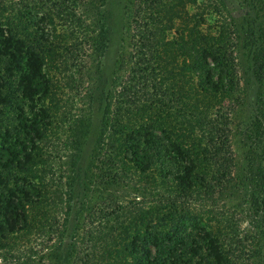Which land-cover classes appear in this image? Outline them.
Returning <instances> with one entry per match:
<instances>
[{"label":"trees","instance_id":"obj_1","mask_svg":"<svg viewBox=\"0 0 264 264\" xmlns=\"http://www.w3.org/2000/svg\"><path fill=\"white\" fill-rule=\"evenodd\" d=\"M106 2L0 0V264H264V0L242 22L224 0H131L110 97ZM86 95L103 112L88 165L126 199L89 197ZM245 106L249 211L226 200Z\"/></svg>","mask_w":264,"mask_h":264},{"label":"rangeland","instance_id":"obj_2","mask_svg":"<svg viewBox=\"0 0 264 264\" xmlns=\"http://www.w3.org/2000/svg\"><path fill=\"white\" fill-rule=\"evenodd\" d=\"M228 5L230 13L235 16L240 22L245 18L249 10L246 0H224ZM131 0H107L104 13V21L107 24L110 33L109 46L104 57L101 60V71L99 79V88L101 87L108 94L112 90L113 81L122 76L126 70V64L123 60L129 51L128 40V15L130 10ZM251 54L246 48H241V57L244 65L245 74L248 76L250 71L248 69ZM98 82V81H97ZM260 88L258 85H253L251 91H256ZM264 93V85L260 88ZM110 97V93L108 94ZM82 115L88 129H91L89 138L84 148L83 160L84 171L86 173L85 181L88 182L89 197L96 195H110L118 199H126V195L131 193L129 188L125 185H104L99 184L93 172L91 171L88 162L92 150H94L97 130L99 131L102 123L103 112L91 98L86 95L81 104ZM91 127V128H90ZM233 146L238 160L237 176L241 179L239 186L230 194L227 195V202L239 209L249 211V179L252 174L259 168V162L256 152L252 148L254 143L249 124V112L247 107H242L235 117L234 128L232 133ZM83 162V161H82ZM245 215V214H244ZM248 218L245 216V225L248 224ZM63 244V243H62ZM62 244L60 241H55L50 244L48 253L54 255L55 258L62 257ZM66 247V246H65ZM64 256V255H63ZM59 259V258H57ZM65 260V259H64ZM73 258L67 261L72 264ZM52 261V260H51ZM65 264V262H59ZM58 263V264H59Z\"/></svg>","mask_w":264,"mask_h":264}]
</instances>
